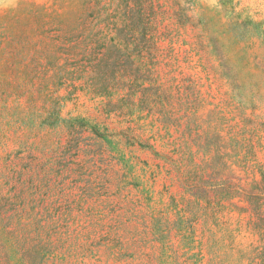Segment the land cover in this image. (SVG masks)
<instances>
[{"label":"rangeland","instance_id":"obj_1","mask_svg":"<svg viewBox=\"0 0 264 264\" xmlns=\"http://www.w3.org/2000/svg\"><path fill=\"white\" fill-rule=\"evenodd\" d=\"M0 264H264V0L0 5Z\"/></svg>","mask_w":264,"mask_h":264},{"label":"crops","instance_id":"obj_2","mask_svg":"<svg viewBox=\"0 0 264 264\" xmlns=\"http://www.w3.org/2000/svg\"><path fill=\"white\" fill-rule=\"evenodd\" d=\"M10 2H12V0H0V5H2V4H8Z\"/></svg>","mask_w":264,"mask_h":264}]
</instances>
